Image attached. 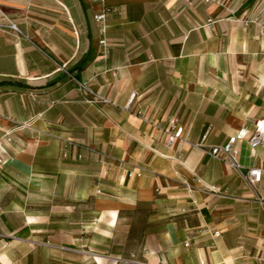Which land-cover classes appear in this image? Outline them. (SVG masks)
<instances>
[{
  "label": "crops",
  "instance_id": "1",
  "mask_svg": "<svg viewBox=\"0 0 264 264\" xmlns=\"http://www.w3.org/2000/svg\"><path fill=\"white\" fill-rule=\"evenodd\" d=\"M258 121L264 0H0V264H264Z\"/></svg>",
  "mask_w": 264,
  "mask_h": 264
},
{
  "label": "built area",
  "instance_id": "2",
  "mask_svg": "<svg viewBox=\"0 0 264 264\" xmlns=\"http://www.w3.org/2000/svg\"><path fill=\"white\" fill-rule=\"evenodd\" d=\"M206 3H217L221 4V0H204ZM109 11H105L99 15L95 16V21L101 26L102 33L105 34V23L108 18ZM210 22H212L210 20ZM5 29L17 32L23 35V32L17 26V24L7 19V22L3 24ZM100 45L102 47V53L104 57L108 55L109 52V42L106 38L100 41ZM78 87L80 92L84 95L85 103L88 104H109L110 101L95 92V90L91 87V85L87 82H78ZM31 125L30 122L24 124H18L13 129L6 131L3 135L0 136V162H3L9 156V145L14 141V135L17 130L29 127ZM165 132L168 135V143L170 145L174 144L176 141L182 139L183 137V129L177 126L176 121L171 122L170 128L166 129ZM247 137V133L245 131L239 132L236 136H233L229 139L226 144L223 145H214L208 146L205 148V152L211 156L212 158L221 161L223 163L228 164L232 167L238 175L244 179L249 187L255 191L256 187L262 182L263 170L250 168L247 171L239 164L238 156L239 151L236 149V145L238 142L242 141ZM249 144L252 149H256L258 147L264 146V121H258L255 124V130L253 134L249 137ZM66 154H64L65 156ZM261 204L264 207V200L260 199Z\"/></svg>",
  "mask_w": 264,
  "mask_h": 264
}]
</instances>
